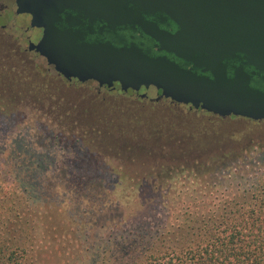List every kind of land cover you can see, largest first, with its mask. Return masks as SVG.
Here are the masks:
<instances>
[{
    "label": "rangeland",
    "instance_id": "1",
    "mask_svg": "<svg viewBox=\"0 0 264 264\" xmlns=\"http://www.w3.org/2000/svg\"><path fill=\"white\" fill-rule=\"evenodd\" d=\"M18 75L0 65V241L28 248L25 264H106L99 246L192 218L172 207L177 197L195 198L192 209L205 211L206 201L260 192L253 183L264 172V121L151 106L118 90L47 100V85ZM164 152L178 164L228 157L193 178L160 168ZM196 179L209 185L189 188Z\"/></svg>",
    "mask_w": 264,
    "mask_h": 264
},
{
    "label": "water",
    "instance_id": "2",
    "mask_svg": "<svg viewBox=\"0 0 264 264\" xmlns=\"http://www.w3.org/2000/svg\"><path fill=\"white\" fill-rule=\"evenodd\" d=\"M129 3L170 17L179 30L156 37L161 48L202 74L166 57H151L135 45L79 44L73 33L60 32L54 20L42 18L52 6L18 0L17 11L31 14V28H44L35 49L68 79L93 80L107 88L117 83L121 92L152 88L158 92L154 101L169 99L220 118L264 120V88L250 85L253 77L264 84V0H110L112 11L122 12ZM244 67L252 71L245 73Z\"/></svg>",
    "mask_w": 264,
    "mask_h": 264
},
{
    "label": "flooded vegetation",
    "instance_id": "3",
    "mask_svg": "<svg viewBox=\"0 0 264 264\" xmlns=\"http://www.w3.org/2000/svg\"><path fill=\"white\" fill-rule=\"evenodd\" d=\"M18 0H0V65L7 71L18 75L23 79L30 77L33 81H38L39 85H47L48 89H41L49 94L47 98L60 100L63 98L89 95L100 96L102 91L110 92L118 90L119 85L115 83L112 88L99 87L93 80L79 81L76 78L68 79L63 74L55 71L54 66L49 65L46 59L35 49L41 37L44 34V28H31V14L18 13ZM24 5L52 6L51 13L42 18H51L54 20L53 26L60 32H71L82 41L83 44L110 43L115 47L135 45L148 52L151 57H166L168 60L176 63L181 68L190 70L197 74H202L199 70L193 69V66L173 54L165 52L156 39L163 34L174 35L178 32V26L172 19L161 12H150L143 10L139 4L129 3L125 5L124 11L111 9L110 0H23ZM17 32L19 34H17ZM41 59V63L37 60ZM44 64V65H43ZM234 67H240L237 62L232 63ZM38 67L41 70L38 71ZM245 73H250L251 68L244 67ZM43 71V73H42ZM231 72L227 69V76ZM263 77V74H260ZM94 85L93 88L79 90L78 87ZM251 86L255 88H264L261 79L253 77ZM51 87V88H50ZM138 93L128 90L122 93H134L141 99L139 103L145 101L151 106L165 105L174 110L185 109L188 113L200 115H209L214 119L225 120L209 114L201 109L191 108L189 105L175 103L169 99L150 100L147 97L140 98ZM121 92V91H120ZM91 93V94H90ZM158 95V92L156 91ZM138 101V100H137ZM82 111L77 116L84 115ZM234 118L235 116H229ZM242 121L260 123L251 119L235 117Z\"/></svg>",
    "mask_w": 264,
    "mask_h": 264
},
{
    "label": "trees",
    "instance_id": "4",
    "mask_svg": "<svg viewBox=\"0 0 264 264\" xmlns=\"http://www.w3.org/2000/svg\"><path fill=\"white\" fill-rule=\"evenodd\" d=\"M154 155L159 157L157 150ZM227 157L225 153L198 156L191 164L192 155L178 164L175 159L168 161L170 153L164 152L161 157L164 164L159 167L169 172L187 171L193 178L206 177L216 161ZM257 178L253 186L257 184L255 188L260 190L259 193L253 192L241 201L236 198H225L216 203L206 201L205 211L192 209L195 198L177 197L172 201V207L177 205L185 212L192 210V218L185 223L162 226L159 223L157 227L151 224L148 234H136L133 239H125L119 244L99 246L97 253L101 251L108 255L106 264H264V172ZM198 185L203 189L209 183L196 179L189 188ZM168 210L166 217L171 212L169 206ZM177 214L173 219L175 222L179 221L181 212ZM44 215L49 216L47 212ZM28 253L26 247L0 241V264H25Z\"/></svg>",
    "mask_w": 264,
    "mask_h": 264
}]
</instances>
